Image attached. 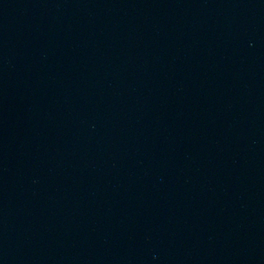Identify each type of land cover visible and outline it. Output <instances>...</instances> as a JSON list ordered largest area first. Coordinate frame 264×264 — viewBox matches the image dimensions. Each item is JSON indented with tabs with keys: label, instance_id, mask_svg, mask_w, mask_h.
<instances>
[{
	"label": "water",
	"instance_id": "obj_1",
	"mask_svg": "<svg viewBox=\"0 0 264 264\" xmlns=\"http://www.w3.org/2000/svg\"><path fill=\"white\" fill-rule=\"evenodd\" d=\"M0 264H264V0H0Z\"/></svg>",
	"mask_w": 264,
	"mask_h": 264
}]
</instances>
